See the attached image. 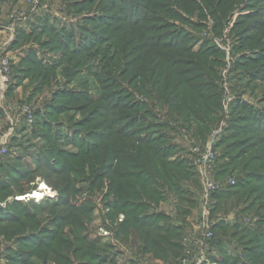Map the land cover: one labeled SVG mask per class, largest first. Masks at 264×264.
<instances>
[{
    "label": "rangeland",
    "instance_id": "obj_1",
    "mask_svg": "<svg viewBox=\"0 0 264 264\" xmlns=\"http://www.w3.org/2000/svg\"><path fill=\"white\" fill-rule=\"evenodd\" d=\"M193 1L48 0L45 12L31 24H24L26 33L33 30L36 35L26 38L17 48L14 59L10 60L11 64L22 67L20 82L15 86L20 88V96L11 103L23 102L31 106L36 119L31 126L24 125L12 131L7 154L0 158V185L11 186V191L3 194L5 198L0 197L3 209L18 201L17 214L21 208L32 212L37 210V204L65 203L67 195L74 206L84 204L83 208H94L95 214H100L104 205L98 190L110 191L104 187L97 189L94 185L98 169L93 159L88 166L80 167L82 164L75 157L83 150H93L100 141L98 130L110 125L114 130L130 128L132 145L137 138L163 136V143L158 141L165 144L167 157L175 163L185 159L182 147L189 143V134L182 131L183 128L175 131L174 122L165 118L164 110L150 107L154 99L144 91L142 93L141 88H133L127 81L130 73H125L132 54H137L157 34H162V41L188 46L190 50L185 56L195 58L203 54L207 61L218 56L217 45L207 43L208 38L226 37L221 43L230 48L228 53L232 58L229 90L231 96L241 94L242 99L237 97L225 104L228 115L235 110L236 116L231 123L230 116L224 121L222 135L215 146L218 157L224 150L223 141L227 143L230 136L236 135L246 141L264 135V0ZM21 2L25 7L23 0ZM203 3L211 4V8ZM30 55L36 60L34 71L32 64L26 62ZM225 57L226 54L219 75L221 85ZM139 70L143 71L141 66ZM196 74L195 70L184 78ZM240 84L244 85V91L239 90ZM201 86L208 92L209 85L203 83ZM225 96L226 102L229 91ZM110 104L117 105V109L109 110L107 105ZM154 114L155 118H152ZM115 118L118 122L111 123L110 120ZM226 129H230V133L224 139ZM213 131L207 133L205 139ZM221 141L223 145L219 148ZM248 147H242L244 152L252 150L250 155L253 154L254 148ZM247 158L242 154L236 161L227 158L225 163L227 161V175L234 180L244 179L247 168L252 180H260L259 186L251 185L256 189L254 194L244 193L239 199V206L250 207V212L242 215L237 207H230L228 212L227 203L220 201L222 207L215 211L217 215L213 222L224 227L221 231L224 247L218 249L213 243L215 249L201 264H264V168H258L264 161H255L245 167ZM67 166L75 171L68 172L70 179H67V172L54 174ZM259 173L262 174L260 178ZM47 180L56 184L68 182L71 192L64 195ZM43 183L47 189L41 188ZM170 208L169 203L168 210ZM7 213L5 211L2 216L9 215ZM243 216L247 223L255 217L253 229L246 231L237 227L236 222ZM99 225V218L88 224L92 237L97 233L107 234ZM9 242L13 251L18 250L12 241ZM7 264L14 262L7 261Z\"/></svg>",
    "mask_w": 264,
    "mask_h": 264
},
{
    "label": "trees",
    "instance_id": "obj_2",
    "mask_svg": "<svg viewBox=\"0 0 264 264\" xmlns=\"http://www.w3.org/2000/svg\"><path fill=\"white\" fill-rule=\"evenodd\" d=\"M202 5L211 8V4L203 3ZM222 12L225 13V10ZM212 16H215L214 13ZM44 20L46 21V19ZM216 26L219 25L216 24ZM35 35L36 32L33 30L26 33L21 29L13 46L18 48L25 43L26 38ZM154 37L150 41H156H149L148 45H144L137 54H132L131 64L125 70L127 75L130 73L127 76L128 83L133 88H141L142 93L144 91V94L150 99L160 101L162 106L167 104L170 116L174 117L171 120L178 131L184 128L188 133V129L194 126V134H199L201 139H204L203 137L212 129L215 131L224 121L226 122L229 116L231 123L236 116V111L229 112V115L226 113L225 93L216 73V68L214 70L215 63L217 66L221 63L212 60V58L207 61L203 54L198 53L195 58L185 56L190 50L188 46L180 47L176 43L162 41V34H157ZM257 37L258 35L255 38L257 39ZM216 52L220 56V52ZM27 59L26 62L32 64L31 69L33 70L36 60L31 55ZM16 65L11 64V82L7 89L8 97L13 95L15 86L20 82L21 71L19 70L22 67ZM139 66L142 67L143 71L139 70ZM23 69H25L24 66ZM195 70L197 71L196 75L189 76L187 79L184 78L186 75H191ZM203 83L206 86L209 85L208 92L200 88ZM107 108L114 110L117 109V105L112 106L110 104L107 105ZM175 112L178 113L179 117L174 116L177 114ZM150 116L152 117V115ZM101 118L105 119L106 116L101 115ZM152 118H155V114ZM110 122H118V119H111ZM22 126L24 124L20 125V127ZM110 126L107 129L100 128V131L98 130L100 141L93 150H83L75 157V159H79L78 163L82 164L80 167L88 166V162L93 159L96 163L95 168L98 169L94 185L97 189L104 187L110 191V193H106L98 190V193L101 194L100 202L104 205L103 209L104 211L107 210L104 213L105 218L110 221L107 226L114 229L116 235L122 233L124 237H127L130 228L134 229L142 242L143 250L152 251L156 256L179 261L186 252V248H183L181 243V233L180 235L176 233L170 223L158 225L155 221L158 213L149 212V209L161 199H177L178 219L180 217L184 221L186 214L195 206L197 197L199 199V196L195 195V189L201 188L199 172L192 165L191 159H184L175 163L174 160L168 158L165 144H162L163 136L157 134L154 136L156 138L152 139H133L134 144L132 145L130 141L133 135H131L130 128L114 130ZM229 131L230 129H226L224 139L229 135ZM238 135L240 134L238 133ZM189 136L193 138L190 133ZM256 137L257 139L253 137L245 141L233 135L230 136L227 143L224 139V141L222 140L225 146L222 154L217 158V168L214 172L216 179L223 180L229 177L227 175L229 171L226 170L227 161L225 163L227 158L228 161H236L243 154L246 158L248 157L244 164L245 167L255 161H264V135ZM158 140H161L162 143ZM253 140L255 142L251 143ZM222 141L218 145L219 148L223 145ZM156 142L157 144H154ZM244 145L254 148L253 154L250 155L252 150L244 152L242 148ZM235 148H238L237 152ZM238 162L240 161L238 160ZM234 168L238 169L237 167ZM258 168H264V162L259 164ZM74 169L76 168L74 167ZM247 169H244L247 171L244 179L248 177L247 180L243 178L238 180L237 178L235 184L225 185L213 194L210 208L212 221L217 215L215 211L221 210L220 201L222 200L228 204H226L228 212L230 207H237L242 215H247L250 212V207L242 208L239 206V199L244 193L254 194L256 189L251 185L259 186L261 182L260 180H252L253 176ZM80 170L82 171V169ZM63 172H67V179H70L68 172L75 173L67 166L63 171H55L54 174L60 175ZM257 175L258 178L262 177L260 173ZM107 177L109 180H104ZM50 181L48 182L56 187L57 191H63L64 195L67 191L71 192L68 182L56 184V182ZM10 188L11 186L0 185V197L2 196V199L5 198L4 193L11 191ZM111 196L113 197L111 198ZM65 197V203H61L63 205L47 203L49 205L39 206L41 204H37V210L28 212L21 208L19 214L16 213L15 209L19 204L18 201H13L5 209L0 206V235L12 241L18 248L16 251L11 248L8 249V262L11 261L14 264H47L48 261L53 260L56 264L107 263L109 256L107 248L110 247L86 238L87 224L93 218L94 208H83L84 204L74 206L70 203L71 198L67 195ZM184 204L189 206L184 208ZM5 211L9 215L2 216ZM224 211L227 214V211ZM118 214H123L124 218L119 221V224H116ZM254 214L257 215L256 210ZM159 217L165 218L162 215ZM244 218L243 216L241 220L236 222L237 227H242L246 231L253 229L256 223L253 224L255 217H251L252 220L250 219L249 223L245 222ZM65 227L68 229L65 230ZM222 228H224L223 225L214 224V222L211 227L213 231L212 244L215 243L218 249L224 247V240H222L221 235ZM173 236L179 237L178 240L174 241ZM258 257L254 256V258Z\"/></svg>",
    "mask_w": 264,
    "mask_h": 264
},
{
    "label": "crops",
    "instance_id": "obj_3",
    "mask_svg": "<svg viewBox=\"0 0 264 264\" xmlns=\"http://www.w3.org/2000/svg\"><path fill=\"white\" fill-rule=\"evenodd\" d=\"M48 0H37L32 4H25L23 7L21 0H0V54L8 56L10 59H14L17 48L13 46L17 39L18 32L23 29L24 24H31L32 22L37 20V17L42 12H45V2ZM226 37L220 36L219 38H208L207 43H215L217 45V51L220 52V56H215L212 58L214 61H218L221 64L217 66L215 63L214 70L216 68V73L220 75L221 67H222V58L224 54H226L225 49L230 53V48L224 44L221 43L223 39ZM220 49V51H219ZM223 49V50H222ZM14 61V60H13ZM217 82H219V79H217ZM221 84V82H220ZM221 86V85H220ZM242 88V89H241ZM239 90L244 91V85H239ZM230 98L231 91L229 90ZM20 96V88H15L13 95H10L8 97V90L5 93V100L8 102H12V99L18 98ZM226 97V96H225ZM240 98L241 94H234L232 99ZM226 104V102H225ZM152 108H158L159 110H164V116L166 119L171 120V118H174L173 116H170L169 113V107L166 104V106H162L160 101H157L156 99L153 101ZM225 110H228V107H225ZM177 113V112H175ZM228 114V112L226 111ZM174 116L179 117L178 113L174 114ZM8 118L5 117V115L0 110V121L2 123H5ZM9 120V119H8ZM1 123V124H2ZM11 125V124H10ZM182 129V128H181ZM184 129V128H183ZM190 132H189V131ZM188 134L195 139V141L203 142L207 139L203 137L204 139H201L199 134H194V126L190 127L188 129ZM177 131V130H175ZM186 131V130H185ZM187 133V132H186ZM192 133V134H191ZM198 143V142H197ZM182 151L185 153V159H190V153H189V145L185 144L184 147H182ZM192 190L194 188L190 186ZM196 190V196H199L202 192V180H201V188L195 189ZM113 196H111L112 198ZM115 201V199H114ZM169 203L171 204V208L168 210ZM177 199H161L157 203H154L151 209H149V212H155L157 214L156 223L160 226H162L164 223H170L175 230L176 233H181L182 235V246L183 248L188 247L187 243L183 242L184 237H194L198 231H199V208H200V202L197 197L196 204L193 208L190 209V212L186 214L184 217V221L181 220L178 214H177V207H176ZM189 205L184 204V208H187ZM167 207V209L165 208ZM107 212V210H105ZM103 210H101L100 214H95L93 211L92 213V220L91 222H95L96 219H100V229L107 232V234L97 233L92 237L90 233L88 232V223L87 229H86V238L88 240L97 241L102 245H105L108 250V261L106 264H176L177 259L172 260L169 258L156 256L153 254L152 251H146L143 250L142 242L139 239L138 233L134 229H129L127 237H124V234L119 233L118 235L115 234V230L108 227L107 224H109V220L105 218L104 213H106ZM119 216L116 217L117 220L115 221L116 224H119V221L124 218L123 214H118ZM164 216L159 217V216ZM98 217V218H97ZM210 215L207 216V223L212 227L213 221L210 219ZM99 221V220H98ZM114 224V221H113ZM68 227H65V230H67ZM106 238H108L106 240ZM179 237L173 236L172 239L174 241H177ZM9 239H6L3 235H0V264H7L8 261V249L11 247L9 245ZM212 247H215L213 245ZM215 249V248H214ZM208 254V253H207ZM47 264H56L55 261L50 260Z\"/></svg>",
    "mask_w": 264,
    "mask_h": 264
},
{
    "label": "built area",
    "instance_id": "obj_4",
    "mask_svg": "<svg viewBox=\"0 0 264 264\" xmlns=\"http://www.w3.org/2000/svg\"><path fill=\"white\" fill-rule=\"evenodd\" d=\"M37 0H23L24 4H32ZM226 51L225 67L221 72V80L224 92L229 91L228 77L230 75L231 61L228 51ZM11 59L8 56L0 54V110L5 115L7 121L0 123V158L7 154V145L9 138L13 136L12 131L18 129L21 124L31 126L35 123V113L31 106L25 103H11L5 100V93L11 82ZM231 100L226 98V103ZM11 124V125H10ZM225 122L215 130L205 143L199 144L193 138L188 139L189 153L192 165L197 169L202 180V192L199 195V231L194 237H184L183 242L187 243L186 252L176 264H200L207 260L212 247L213 231L207 223L213 194L221 190L225 185L235 184L231 177L225 179H216L214 172L217 168L218 155L215 150L218 140L220 139ZM185 131V129H182Z\"/></svg>",
    "mask_w": 264,
    "mask_h": 264
},
{
    "label": "bare ground",
    "instance_id": "obj_5",
    "mask_svg": "<svg viewBox=\"0 0 264 264\" xmlns=\"http://www.w3.org/2000/svg\"><path fill=\"white\" fill-rule=\"evenodd\" d=\"M41 185H42V186H41V188H42V189H44V188H45V189H47V187H46V184H45V183H43V184H41Z\"/></svg>",
    "mask_w": 264,
    "mask_h": 264
}]
</instances>
